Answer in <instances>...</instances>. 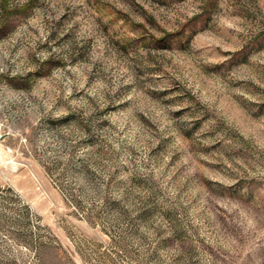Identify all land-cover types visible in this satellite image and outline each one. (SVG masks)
Here are the masks:
<instances>
[{"label": "rangeland", "instance_id": "1", "mask_svg": "<svg viewBox=\"0 0 264 264\" xmlns=\"http://www.w3.org/2000/svg\"><path fill=\"white\" fill-rule=\"evenodd\" d=\"M0 264H264V0H0Z\"/></svg>", "mask_w": 264, "mask_h": 264}]
</instances>
